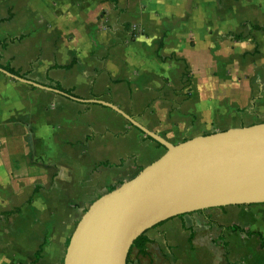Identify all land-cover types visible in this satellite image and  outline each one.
Returning a JSON list of instances; mask_svg holds the SVG:
<instances>
[{"label":"crops","instance_id":"crops-1","mask_svg":"<svg viewBox=\"0 0 264 264\" xmlns=\"http://www.w3.org/2000/svg\"><path fill=\"white\" fill-rule=\"evenodd\" d=\"M0 69L42 86L0 71V264H62L90 204L164 152L90 100L172 144L263 123L264 0H0ZM232 224L264 240V203L162 221L126 264H264Z\"/></svg>","mask_w":264,"mask_h":264},{"label":"water","instance_id":"water-1","mask_svg":"<svg viewBox=\"0 0 264 264\" xmlns=\"http://www.w3.org/2000/svg\"><path fill=\"white\" fill-rule=\"evenodd\" d=\"M90 101L120 114L164 152L90 204L69 238L62 264H126L134 240L162 221L209 208L264 203V122L172 144L111 103Z\"/></svg>","mask_w":264,"mask_h":264},{"label":"trees","instance_id":"trees-1","mask_svg":"<svg viewBox=\"0 0 264 264\" xmlns=\"http://www.w3.org/2000/svg\"><path fill=\"white\" fill-rule=\"evenodd\" d=\"M136 33L134 32V31H131V35H135ZM7 69V68H6ZM158 146H160V145H158ZM111 190H113V189H111ZM110 190V191H111ZM200 211H203V210H200ZM223 228V227H222ZM227 229H229V230H231V231H240V232H243V233H245V235L247 236V237H251V236H258V238L261 240V243H260V247L261 248H263L264 247V240L262 239V237L260 236V234L259 233H257V232H250V231H248L247 229H242V228H240L238 225H235V224H232V225H230L229 227H227ZM145 241V239H144V233H142L141 235H139L135 240H134V242L132 243V245H131V247H130V249L129 250H131L134 246H136V245H138L139 243H142V242H144ZM68 242H69V239H68V241H67V244H68ZM130 252V251H129ZM129 252H128V256H129ZM127 260V259H126ZM127 262V261H126Z\"/></svg>","mask_w":264,"mask_h":264}]
</instances>
